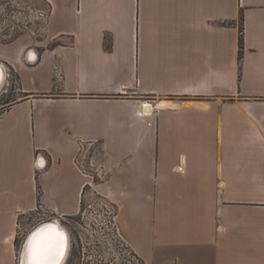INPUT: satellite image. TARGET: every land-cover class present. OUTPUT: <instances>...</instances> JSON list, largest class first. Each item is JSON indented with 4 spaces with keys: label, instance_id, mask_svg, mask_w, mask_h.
Returning <instances> with one entry per match:
<instances>
[{
    "label": "crops",
    "instance_id": "0c3cea01",
    "mask_svg": "<svg viewBox=\"0 0 264 264\" xmlns=\"http://www.w3.org/2000/svg\"><path fill=\"white\" fill-rule=\"evenodd\" d=\"M14 4L47 17L36 31L0 28L18 91L0 105V248L19 215L79 214L89 180L77 156L93 146L117 230L142 262L264 264V0H0V10Z\"/></svg>",
    "mask_w": 264,
    "mask_h": 264
},
{
    "label": "rangeland",
    "instance_id": "374dc122",
    "mask_svg": "<svg viewBox=\"0 0 264 264\" xmlns=\"http://www.w3.org/2000/svg\"><path fill=\"white\" fill-rule=\"evenodd\" d=\"M41 13L45 12L32 13L27 6L23 5L4 6L0 10V28L5 31L10 25L18 23L12 35L17 32H28L30 28L36 31L44 23L39 17ZM241 33L242 28L239 27V36ZM7 72L8 76L0 90V105L5 99L18 96L16 78L9 71ZM102 154L100 147L83 146L77 156L79 164L88 169L94 179L87 178L90 184L93 183V187L87 186L84 189L79 214L75 217L55 220L59 221L69 235V247L64 264H138L137 261H140L124 238L122 236V239L119 236L115 238L111 231V229L117 230L118 204L107 191L103 192L102 187L99 186L106 177V169L102 165ZM90 162L93 163L92 167L88 165ZM108 211L112 212L110 218ZM49 218L52 217L41 212L19 215L12 245L0 248L3 250L1 252L3 259L0 260V264H18L19 253L28 233L41 222L50 220Z\"/></svg>",
    "mask_w": 264,
    "mask_h": 264
},
{
    "label": "snow or ice",
    "instance_id": "6c2138e0",
    "mask_svg": "<svg viewBox=\"0 0 264 264\" xmlns=\"http://www.w3.org/2000/svg\"><path fill=\"white\" fill-rule=\"evenodd\" d=\"M65 238L51 226L33 233L26 250V264H59Z\"/></svg>",
    "mask_w": 264,
    "mask_h": 264
},
{
    "label": "water",
    "instance_id": "95a60500",
    "mask_svg": "<svg viewBox=\"0 0 264 264\" xmlns=\"http://www.w3.org/2000/svg\"><path fill=\"white\" fill-rule=\"evenodd\" d=\"M38 60V52L36 51V49L34 47L29 48L25 55H24V62L26 64L29 65H33L37 62ZM0 65H2V67L0 66V76H2L3 74L8 76V72L6 67L0 63ZM4 85L1 86V88H3ZM1 90V89H0ZM37 168H42L41 165H39V163L37 162L36 164ZM47 226H51L52 228L56 229L58 232L62 233L64 238H65V247H64V253L63 256L60 258L59 264H62L65 256H66V252H67V242H68V238H67V234L65 232L64 229H60L56 224H54L53 222H42L40 224H38L37 226H35L32 231L28 234V236L26 237L22 248L20 250L19 253V258H18V264H26V250H27V246L29 243L30 238L32 237L33 233L37 232L39 229L41 228H45Z\"/></svg>",
    "mask_w": 264,
    "mask_h": 264
},
{
    "label": "built area",
    "instance_id": "2783aa9c",
    "mask_svg": "<svg viewBox=\"0 0 264 264\" xmlns=\"http://www.w3.org/2000/svg\"><path fill=\"white\" fill-rule=\"evenodd\" d=\"M40 19L41 20H43V21H45V19H46V14L45 13H41L40 14ZM149 103H152V102H149ZM153 104V103H152ZM154 108H155V106H154ZM144 114H149V113H147V112H143ZM82 148V147H81ZM81 150V149H80ZM77 165H78V167H79V170H80V172L84 175V176H86V177H88V178H90V179H94L91 175H90V173L88 172V169H86L84 166H82L81 164H79V161H77ZM90 167H92L93 166V163L92 162H90L89 164H88ZM90 184V183H89ZM88 183H87V185L85 186V188L88 186V187H90V188H92L93 187V183L92 184H90L89 185ZM93 190V189H92ZM107 214H109V218H110V216H111V214H112V212L111 211H108V213ZM113 219H114V217H112ZM50 220H56V219H58V218H49ZM50 220H45V221H50ZM45 221H43V222H45ZM42 223V222H41ZM111 231H112V233H113V236L116 238V237H120L121 238V235L119 234V232H118V230H116V231H114L113 229H111ZM122 239V238H121ZM142 261L140 260V261H137V263L138 264H143V262L141 263Z\"/></svg>",
    "mask_w": 264,
    "mask_h": 264
},
{
    "label": "bare ground",
    "instance_id": "6f19581e",
    "mask_svg": "<svg viewBox=\"0 0 264 264\" xmlns=\"http://www.w3.org/2000/svg\"><path fill=\"white\" fill-rule=\"evenodd\" d=\"M1 67H2V65H0ZM5 78H6V75H2V76H0V89H1V86L3 85V83H4V81H5ZM151 104L150 103H148V104H144L143 105V112H149L150 111V106ZM152 109V108H151ZM46 222H53L54 224H56L60 229H64L65 230V232H66V234H67V240H68V242H67V252H68V247H69V235H68V233H67V231H66V229L59 223V221L57 220V221H46ZM32 231V230H31ZM30 231V232H31ZM29 232V233H30ZM28 233V234H29ZM28 236V235H27ZM67 252H66V256H65V258H64V260H63V262H62V264H64L65 263V259H66V257H67Z\"/></svg>",
    "mask_w": 264,
    "mask_h": 264
},
{
    "label": "trees",
    "instance_id": "16d2710c",
    "mask_svg": "<svg viewBox=\"0 0 264 264\" xmlns=\"http://www.w3.org/2000/svg\"><path fill=\"white\" fill-rule=\"evenodd\" d=\"M242 48H243V41H242V36L240 35L239 36V60L241 59ZM1 114H2V111H0V115Z\"/></svg>",
    "mask_w": 264,
    "mask_h": 264
}]
</instances>
